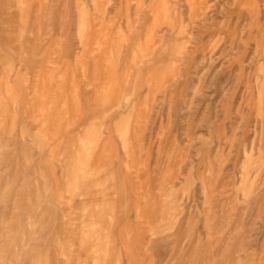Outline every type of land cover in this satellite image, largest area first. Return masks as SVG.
<instances>
[{
  "label": "rangeland",
  "instance_id": "374dc122",
  "mask_svg": "<svg viewBox=\"0 0 264 264\" xmlns=\"http://www.w3.org/2000/svg\"><path fill=\"white\" fill-rule=\"evenodd\" d=\"M0 264H264V0H0Z\"/></svg>",
  "mask_w": 264,
  "mask_h": 264
}]
</instances>
